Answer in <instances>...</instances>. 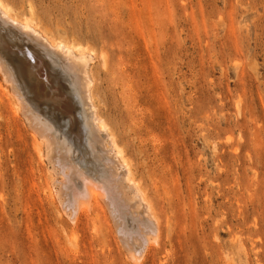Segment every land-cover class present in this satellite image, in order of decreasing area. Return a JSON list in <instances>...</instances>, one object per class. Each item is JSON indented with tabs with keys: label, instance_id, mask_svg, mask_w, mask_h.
Returning <instances> with one entry per match:
<instances>
[{
	"label": "rangeland",
	"instance_id": "1",
	"mask_svg": "<svg viewBox=\"0 0 264 264\" xmlns=\"http://www.w3.org/2000/svg\"><path fill=\"white\" fill-rule=\"evenodd\" d=\"M4 1L93 51L96 107L161 225L141 264H264V0ZM0 36L25 91L18 59L36 52ZM45 62L61 104L26 95L86 150L71 83ZM28 129L0 86V264H132L105 210L61 215Z\"/></svg>",
	"mask_w": 264,
	"mask_h": 264
},
{
	"label": "bare ground",
	"instance_id": "2",
	"mask_svg": "<svg viewBox=\"0 0 264 264\" xmlns=\"http://www.w3.org/2000/svg\"><path fill=\"white\" fill-rule=\"evenodd\" d=\"M31 17L20 18L4 0H0V28L13 31L36 52L18 59L24 68L23 80L28 84L24 91L16 67L0 50V86L12 100L15 113L30 129L38 155L47 164L53 183L49 188L51 195L60 202L61 215L78 226L83 218H90L91 210L95 212L102 208L111 218L118 241L128 252V260L132 264H141L150 248L158 244L161 225L152 203L134 176L125 150L96 107L94 78L89 65L93 51L49 37ZM100 57L105 69L106 58ZM44 59L56 64L71 83L80 119L88 132L86 150H79L74 141L43 115L26 95L35 96L40 103L52 100L61 104L63 98L56 91L61 74H53ZM72 115L70 122L66 121L70 129L76 126V116ZM76 132L78 130L73 128L72 134Z\"/></svg>",
	"mask_w": 264,
	"mask_h": 264
}]
</instances>
